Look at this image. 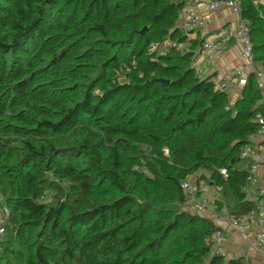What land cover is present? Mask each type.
I'll return each instance as SVG.
<instances>
[{
  "label": "trees",
  "instance_id": "obj_1",
  "mask_svg": "<svg viewBox=\"0 0 264 264\" xmlns=\"http://www.w3.org/2000/svg\"><path fill=\"white\" fill-rule=\"evenodd\" d=\"M240 1L264 70V0ZM185 4L0 0V264H247L212 252L221 229L182 181L208 172L218 211L259 207L237 164L263 93L254 72L235 97L198 73Z\"/></svg>",
  "mask_w": 264,
  "mask_h": 264
},
{
  "label": "built area",
  "instance_id": "obj_2",
  "mask_svg": "<svg viewBox=\"0 0 264 264\" xmlns=\"http://www.w3.org/2000/svg\"><path fill=\"white\" fill-rule=\"evenodd\" d=\"M178 1V0H177ZM185 1V6L181 15V26L187 33H192L206 28L213 19V13L225 15L227 10H231L238 17L235 22H230L225 31L216 38H205L200 45V51L213 54L216 57L227 50L228 43L235 38L240 43L239 57L241 64L238 67H232L226 70L218 81V88L229 92L231 95L238 96L241 94L240 89L247 84L248 75L254 72L258 80L259 88L263 93L264 102V70L258 68L254 60L253 42L250 37L249 22L243 18V5L240 0H199L207 5V12L202 13L198 5ZM198 1V0H197ZM216 59L211 58V62ZM203 69L198 73L203 74ZM255 121L259 123L257 131L249 135V141L240 148V161L237 169L243 170L241 163H245L247 172V184L243 188L247 199L251 200V184L257 180L260 167L264 165V143H256L260 136H264V113L257 115ZM220 174L228 177L226 168L219 169ZM195 175V174H194ZM182 181V190L184 193V208L193 213L204 214L210 210L213 198L208 193L199 194L193 181V176ZM221 188L220 186L218 187ZM264 195V187L260 188L258 195ZM225 212V209H223ZM227 212V211H226ZM225 220L231 226L230 234L239 235L244 238L254 249H264V205L249 211L242 215H232L226 213ZM3 231V229H2ZM224 235L221 230H215L208 238L211 244L212 252L226 255L221 243L224 241ZM227 256V255H226Z\"/></svg>",
  "mask_w": 264,
  "mask_h": 264
},
{
  "label": "crops",
  "instance_id": "obj_3",
  "mask_svg": "<svg viewBox=\"0 0 264 264\" xmlns=\"http://www.w3.org/2000/svg\"><path fill=\"white\" fill-rule=\"evenodd\" d=\"M190 3L194 5H198L199 9L202 13L207 12V5L205 2L190 0ZM236 14H234L231 10H227L225 15H219L217 13H213L212 22L203 30H198L190 33L191 39H205V38H216L220 34H222L227 25L230 22H235L237 20ZM181 25V17L179 20ZM239 48L240 43L237 39L233 38L230 40L227 46V50L216 57H212L213 54H208L205 52H201L199 49L197 51V55L195 58V66L197 71L199 69H203L202 76L208 77L213 76L217 77V82L220 80L223 73L232 68L238 67L241 64V60L239 57ZM211 58L216 59V61L211 62ZM257 66H261L257 64ZM262 67V66H261ZM256 143H264V136H260ZM243 170L246 171L245 163H241ZM199 173V172H198ZM197 174V173H196ZM195 174V175H196ZM257 180L251 184V201H256L258 205H264V195H258V191L260 188L264 187V165H262L258 171ZM212 185V184H210ZM214 220L216 225H218L224 235V241L221 243L223 251L226 252V255L229 259L231 258H243L248 260L247 264H264V249H254L249 243L239 235L232 236L230 234L231 226L225 219L210 217Z\"/></svg>",
  "mask_w": 264,
  "mask_h": 264
},
{
  "label": "rangeland",
  "instance_id": "obj_4",
  "mask_svg": "<svg viewBox=\"0 0 264 264\" xmlns=\"http://www.w3.org/2000/svg\"><path fill=\"white\" fill-rule=\"evenodd\" d=\"M258 68L262 69L261 66H258ZM218 75H216L214 77L215 80H217ZM232 97H234V95H232ZM204 173V172H203ZM202 172L197 173L196 175L193 176V181L197 187V190L199 192V194H204V193H208L209 195L212 196L213 198V203L210 206V210L207 211L206 213H204V215H207L209 217H214L215 219L220 218V219H225L224 214L226 215V211L225 212L222 211H218L217 210V205H216V199L218 198L219 194L218 192L220 191V189L218 188L219 186L214 185L213 182H209L210 179V174L208 172H205V177H201ZM212 184V185H210ZM55 195H50L47 202L48 203H53L55 202ZM10 209L8 208V206L6 205V203L4 202V198L0 193V237H2L1 235H3L5 233V225L9 222L10 219ZM3 229V231H2ZM245 261V259H244ZM248 263V260L246 259V261Z\"/></svg>",
  "mask_w": 264,
  "mask_h": 264
},
{
  "label": "water",
  "instance_id": "obj_5",
  "mask_svg": "<svg viewBox=\"0 0 264 264\" xmlns=\"http://www.w3.org/2000/svg\"><path fill=\"white\" fill-rule=\"evenodd\" d=\"M164 81V80H163Z\"/></svg>",
  "mask_w": 264,
  "mask_h": 264
}]
</instances>
